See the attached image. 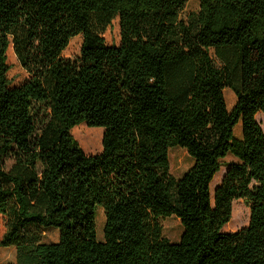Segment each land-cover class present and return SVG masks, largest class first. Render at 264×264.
Segmentation results:
<instances>
[{
	"label": "trees",
	"instance_id": "1",
	"mask_svg": "<svg viewBox=\"0 0 264 264\" xmlns=\"http://www.w3.org/2000/svg\"><path fill=\"white\" fill-rule=\"evenodd\" d=\"M187 1L0 0V248L14 264H264V0H198L183 19ZM9 47L27 75L16 87ZM80 124L103 129L99 153L72 137ZM173 147L192 161L178 179ZM236 200L248 225L223 233Z\"/></svg>",
	"mask_w": 264,
	"mask_h": 264
},
{
	"label": "rangeland",
	"instance_id": "2",
	"mask_svg": "<svg viewBox=\"0 0 264 264\" xmlns=\"http://www.w3.org/2000/svg\"><path fill=\"white\" fill-rule=\"evenodd\" d=\"M198 11V0H188L185 5L181 17L186 19L188 15L194 14ZM103 39L106 45H118L119 44V32L117 20H113L110 27L107 28L103 34ZM81 45V37L76 36L69 42L67 48L63 51L62 56L67 59H75L79 56V49ZM7 64L10 69L7 73V79L10 87H16L22 84L26 79V73L18 65L11 48L7 50ZM226 108L229 110L235 102L233 93L229 89L223 91ZM255 120L260 126L264 133V114L257 113ZM78 126H81L77 128ZM71 129L70 133L83 153L87 156L95 155L101 151V140L103 129L102 128H89L84 124H80ZM89 131L88 134H85ZM90 131H93L91 134ZM235 135H240V125L235 129ZM92 139L89 143L88 140ZM169 160V174L174 178L178 179L182 174L189 169L192 164L190 157L187 155L185 150L173 147L168 151ZM228 160V159H227ZM224 168H221L220 172L215 175L210 185V192L212 194L215 186L220 182L223 175ZM103 212L100 209L96 211V236L100 240L102 236L103 226ZM249 221V209L243 200H236L232 202L231 206V217L229 222L222 228L223 233H234L248 225ZM159 225L161 227V235L163 238L168 240L170 243H176L182 232L179 221L174 217L165 219H159ZM4 233V219L0 216V238ZM58 231L50 228L43 231L42 241L44 243H55L57 241ZM15 262V250L13 248H0V264H14Z\"/></svg>",
	"mask_w": 264,
	"mask_h": 264
},
{
	"label": "water",
	"instance_id": "3",
	"mask_svg": "<svg viewBox=\"0 0 264 264\" xmlns=\"http://www.w3.org/2000/svg\"><path fill=\"white\" fill-rule=\"evenodd\" d=\"M101 142H102V140H101Z\"/></svg>",
	"mask_w": 264,
	"mask_h": 264
}]
</instances>
